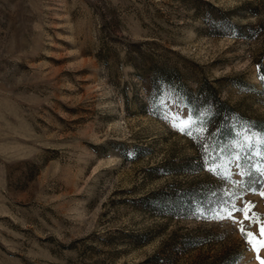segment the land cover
I'll list each match as a JSON object with an SVG mask.
<instances>
[{
    "label": "rangeland",
    "instance_id": "rangeland-1",
    "mask_svg": "<svg viewBox=\"0 0 264 264\" xmlns=\"http://www.w3.org/2000/svg\"><path fill=\"white\" fill-rule=\"evenodd\" d=\"M258 66L264 0H0V264H259L212 211Z\"/></svg>",
    "mask_w": 264,
    "mask_h": 264
},
{
    "label": "snow or ice",
    "instance_id": "snow-or-ice-1",
    "mask_svg": "<svg viewBox=\"0 0 264 264\" xmlns=\"http://www.w3.org/2000/svg\"><path fill=\"white\" fill-rule=\"evenodd\" d=\"M262 69L258 66V72ZM264 81V76L261 77ZM180 114L178 113V116ZM187 118H191V113H187ZM184 119V116H180ZM247 124V130L244 136L247 139H243L240 143L239 149H235L231 143L225 145L221 148V152L225 158V172H220L221 176L225 179L231 180L232 183L236 184L240 189L239 194L234 192L225 193L221 196L220 201L217 206L212 209L215 212V216L220 221H229L233 225L240 223L239 217L243 215L244 228L240 229L241 237L245 244H252L249 237H255L256 231L249 230V224L253 225V229H258L261 236L264 237V224L253 223V213L251 201L245 202L244 194L248 192H256L258 190L259 194L264 197V127L259 130L254 131V125L251 122H245ZM179 132L184 133L188 137H192L193 133L186 128L178 129ZM211 134V133H209ZM237 135H240L237 133ZM217 159L219 155L213 152ZM207 150L201 153V159L204 160L205 167L209 164V160L206 159ZM208 168L209 172H217L218 168ZM233 169L235 170L234 175L240 177V179H232ZM212 203H216L212 201ZM251 205V208L249 207ZM256 216H260L264 219V215L256 213ZM264 249V244L261 246ZM252 251L257 252L256 259L259 264H264V251L257 249L256 247L251 248Z\"/></svg>",
    "mask_w": 264,
    "mask_h": 264
},
{
    "label": "trees",
    "instance_id": "trees-1",
    "mask_svg": "<svg viewBox=\"0 0 264 264\" xmlns=\"http://www.w3.org/2000/svg\"><path fill=\"white\" fill-rule=\"evenodd\" d=\"M260 68L262 69L261 71H259V73H260L259 76L261 79V77L264 76V68H263V66H261ZM261 81H262V79H261ZM262 83L264 84V81H262Z\"/></svg>",
    "mask_w": 264,
    "mask_h": 264
}]
</instances>
